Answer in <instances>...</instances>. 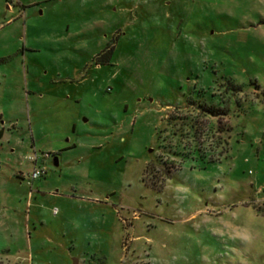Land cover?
<instances>
[{"label":"rangeland","instance_id":"rangeland-1","mask_svg":"<svg viewBox=\"0 0 264 264\" xmlns=\"http://www.w3.org/2000/svg\"><path fill=\"white\" fill-rule=\"evenodd\" d=\"M0 116V264H264V0H0Z\"/></svg>","mask_w":264,"mask_h":264},{"label":"built area","instance_id":"built-area-1","mask_svg":"<svg viewBox=\"0 0 264 264\" xmlns=\"http://www.w3.org/2000/svg\"><path fill=\"white\" fill-rule=\"evenodd\" d=\"M29 161H31V163H35L36 164L37 157L35 156L34 158H31V159H29ZM44 174H45V170H42V169H40L39 167H37L35 165L34 169L32 170V173L30 175H28V178L32 181V184H33L34 181L39 179Z\"/></svg>","mask_w":264,"mask_h":264},{"label":"crops","instance_id":"crops-1","mask_svg":"<svg viewBox=\"0 0 264 264\" xmlns=\"http://www.w3.org/2000/svg\"><path fill=\"white\" fill-rule=\"evenodd\" d=\"M51 155H54V156H56L57 154L54 152V153H48V154H46L44 157L45 158H49ZM38 161H39V158L37 157V162H36V164L35 163H30L31 164V170H33L34 169V167H35V165L37 166V167H39L38 166ZM58 161H57V159H55V163H57ZM58 164H59V162H58ZM59 166V165H58Z\"/></svg>","mask_w":264,"mask_h":264},{"label":"trees","instance_id":"trees-1","mask_svg":"<svg viewBox=\"0 0 264 264\" xmlns=\"http://www.w3.org/2000/svg\"><path fill=\"white\" fill-rule=\"evenodd\" d=\"M1 120L2 119H1V116H0V123H1ZM3 136H4V129L0 127V140H2Z\"/></svg>","mask_w":264,"mask_h":264},{"label":"water","instance_id":"water-1","mask_svg":"<svg viewBox=\"0 0 264 264\" xmlns=\"http://www.w3.org/2000/svg\"><path fill=\"white\" fill-rule=\"evenodd\" d=\"M55 165H56V166H58V165H59V164H58V162H57V163H55Z\"/></svg>","mask_w":264,"mask_h":264}]
</instances>
